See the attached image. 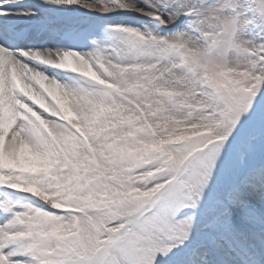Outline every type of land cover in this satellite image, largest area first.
I'll return each instance as SVG.
<instances>
[{
    "label": "snow or ice",
    "instance_id": "1",
    "mask_svg": "<svg viewBox=\"0 0 264 264\" xmlns=\"http://www.w3.org/2000/svg\"><path fill=\"white\" fill-rule=\"evenodd\" d=\"M0 264H264V0H0Z\"/></svg>",
    "mask_w": 264,
    "mask_h": 264
}]
</instances>
